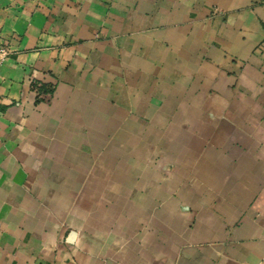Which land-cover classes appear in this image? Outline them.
<instances>
[{
  "label": "crops",
  "instance_id": "obj_1",
  "mask_svg": "<svg viewBox=\"0 0 264 264\" xmlns=\"http://www.w3.org/2000/svg\"><path fill=\"white\" fill-rule=\"evenodd\" d=\"M0 43V264H264V0H0Z\"/></svg>",
  "mask_w": 264,
  "mask_h": 264
},
{
  "label": "built area",
  "instance_id": "obj_2",
  "mask_svg": "<svg viewBox=\"0 0 264 264\" xmlns=\"http://www.w3.org/2000/svg\"><path fill=\"white\" fill-rule=\"evenodd\" d=\"M11 49L5 43H0V65L6 61L10 55Z\"/></svg>",
  "mask_w": 264,
  "mask_h": 264
},
{
  "label": "trees",
  "instance_id": "obj_3",
  "mask_svg": "<svg viewBox=\"0 0 264 264\" xmlns=\"http://www.w3.org/2000/svg\"><path fill=\"white\" fill-rule=\"evenodd\" d=\"M39 90H43V91H45L46 89L44 88V86L43 85H41L39 88H38Z\"/></svg>",
  "mask_w": 264,
  "mask_h": 264
}]
</instances>
